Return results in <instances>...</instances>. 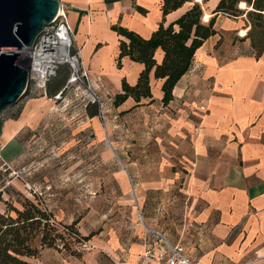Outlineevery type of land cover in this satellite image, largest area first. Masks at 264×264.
<instances>
[{"label":"crops","instance_id":"0c3cea01","mask_svg":"<svg viewBox=\"0 0 264 264\" xmlns=\"http://www.w3.org/2000/svg\"><path fill=\"white\" fill-rule=\"evenodd\" d=\"M60 1L74 47L102 100L98 114L86 116L82 129L93 130L101 146L109 148L98 159L114 164L112 177L119 189L131 193L140 227L99 231L88 239L93 247L79 256L44 247L27 260L32 264L132 263L148 228L181 243L198 264H264V11L258 24L247 14L254 9L243 0L239 3L245 2L247 8L238 3L237 15L215 11L219 0H187L164 15L163 0ZM194 3L202 9L203 23L214 19L215 33L196 49L172 89V99L163 104L162 80L151 70V97L139 102L127 97L114 105L122 81L135 84L144 66L126 56L117 66L123 38L111 25L147 38ZM154 57L161 61L160 48ZM49 89L51 94L30 98L15 117H2L0 158L11 168L24 163L28 145L42 138L51 125L41 119L49 109L65 108L60 103L66 93L53 104L56 91L53 86ZM123 112L135 116L127 125L133 132L127 140L117 141L112 132ZM178 192L179 198L170 200L168 194ZM48 195L52 198L47 208L59 223L70 224L77 218V210L59 201L57 192ZM142 203H154L159 218L151 213L143 216ZM173 203L179 206L175 214ZM90 215L82 218L84 235L95 222Z\"/></svg>","mask_w":264,"mask_h":264},{"label":"rangeland","instance_id":"374dc122","mask_svg":"<svg viewBox=\"0 0 264 264\" xmlns=\"http://www.w3.org/2000/svg\"><path fill=\"white\" fill-rule=\"evenodd\" d=\"M239 1L236 3L238 7ZM240 4V3H239ZM21 63L25 58L19 59ZM72 86L64 91L66 100L60 105L65 108H50L49 113L41 119L51 123L48 129L44 130L40 139H34L28 145L27 155L24 163L18 168H11L7 163L5 166L0 158V212L14 206L21 208L24 198L40 201L42 207L52 214L53 223L62 229L54 214L48 210V193L57 192V196L68 208L74 207L77 210L75 229L80 236H87L80 232L83 215H90L95 222L88 225L90 228L89 237L99 231H111L113 228H121L124 232L139 226V216L133 208V201L129 190H121L112 177L114 164L104 159L100 161L98 154L109 151L106 144L101 146V139H97L93 130L85 133L82 126L87 121L86 98L75 95ZM62 94V95H63ZM36 97L30 90L23 95L16 103L6 107L1 116L3 118L13 117L27 101ZM54 102L53 104H57ZM87 106V105H86ZM90 117V116H88ZM135 119L134 115L127 113L118 114L116 120L120 122L112 135L115 139H128L133 132L128 128V122ZM92 132V133H91ZM4 167L6 168L4 170ZM15 170L18 175L10 176L9 173ZM176 193L168 194L170 200L179 198ZM159 196V194H154ZM155 200V199H154ZM8 206V207H7ZM175 214V203L170 205ZM93 211V212H92ZM97 211V212H96ZM143 216L151 213L153 218L158 219V212L154 203L141 204ZM10 214L14 215L11 211ZM133 218V219H132ZM84 223H88L83 219ZM61 223V222H60ZM64 224V223H61ZM73 237L78 238L74 233ZM89 239V238H88ZM87 240H80L77 249L80 255L83 251L92 248ZM65 253L69 250L62 248Z\"/></svg>","mask_w":264,"mask_h":264},{"label":"trees","instance_id":"16d2710c","mask_svg":"<svg viewBox=\"0 0 264 264\" xmlns=\"http://www.w3.org/2000/svg\"><path fill=\"white\" fill-rule=\"evenodd\" d=\"M185 1L187 0H163L161 7L163 15L181 6ZM238 1L240 0H219L215 11L237 15ZM243 1L254 9L247 13L253 23L261 24L260 11H264V0ZM245 2L240 4L241 8H247ZM201 15L200 5L194 3L173 22L167 25L161 23L147 38L122 25H111V29L123 38L119 41L117 66L121 65L124 56L144 66L135 84L130 85L125 80L122 81L121 92L114 96V105L121 104L127 97H132L136 102L141 98L151 97L149 83L151 70L156 79L162 80L163 104L172 99V89L189 68L196 49L207 37L215 33L214 19L210 18L207 23H203ZM157 48L163 52L160 62H156L154 57ZM68 74V68L60 66L56 75L47 83L46 94H51L50 86H53L54 91H59L65 84ZM86 105L90 117L98 114L97 104L89 102ZM11 211L14 215L10 214ZM51 218L52 214L41 206L36 197L24 198L21 208L10 206L4 212H0V264H32L27 260L28 257H37L44 247L61 249L59 242H62V248L69 250L70 254L79 256L80 250L77 249V245L81 239L87 240L89 236L79 235L75 229L76 221L70 224L59 223L62 227L59 229L51 222ZM72 233L78 238L73 237Z\"/></svg>","mask_w":264,"mask_h":264},{"label":"built area","instance_id":"2783aa9c","mask_svg":"<svg viewBox=\"0 0 264 264\" xmlns=\"http://www.w3.org/2000/svg\"><path fill=\"white\" fill-rule=\"evenodd\" d=\"M27 52L22 58H29L28 79L33 95H46L47 83L54 77L60 66H66L69 74L64 86L53 96V100L63 99V92L72 86L75 95H80L85 103L97 104L102 107V100L96 89L88 80L87 70L83 66L80 53L75 49L73 33L68 24L64 4L59 0L56 15L50 22L43 23L31 45L26 46ZM21 60V56L19 55ZM5 166V162L3 165ZM6 168L4 167V170ZM10 176L18 175L15 170ZM51 222L54 221L51 219ZM117 264H198L186 254L181 243L170 241L159 230L147 228L142 250L132 263Z\"/></svg>","mask_w":264,"mask_h":264},{"label":"water","instance_id":"95a60500","mask_svg":"<svg viewBox=\"0 0 264 264\" xmlns=\"http://www.w3.org/2000/svg\"><path fill=\"white\" fill-rule=\"evenodd\" d=\"M59 0H0V136L2 111L27 93L29 58L17 50L32 44L43 23L56 15Z\"/></svg>","mask_w":264,"mask_h":264},{"label":"bare ground","instance_id":"6f19581e","mask_svg":"<svg viewBox=\"0 0 264 264\" xmlns=\"http://www.w3.org/2000/svg\"><path fill=\"white\" fill-rule=\"evenodd\" d=\"M17 52L19 53V55L22 58L27 52L26 46L23 45L21 49L17 50Z\"/></svg>","mask_w":264,"mask_h":264}]
</instances>
